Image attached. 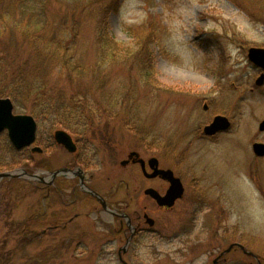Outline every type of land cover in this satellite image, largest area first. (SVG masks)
Listing matches in <instances>:
<instances>
[{"label":"rangeland","instance_id":"rangeland-1","mask_svg":"<svg viewBox=\"0 0 264 264\" xmlns=\"http://www.w3.org/2000/svg\"><path fill=\"white\" fill-rule=\"evenodd\" d=\"M5 5L13 13H8L13 21L33 15L47 20L48 34L63 36L68 31L64 26L75 22L92 44L99 31L97 12L81 15L75 0H33L25 11L18 0H0V9ZM261 11V4L239 6L234 0H121L119 12L106 18L118 42L132 43L131 27L149 21L160 27L152 46L157 83L151 89L134 80L138 74L130 65L107 67L108 72L102 75L112 76L110 88L115 98L111 101L99 93L89 97L98 108H107L111 101L109 109L102 115L91 112L69 127L62 112L34 110V96H21L18 103L13 100L15 114L38 120L35 146L43 152L25 150L18 167L2 166L7 165L5 160L0 172L26 170L46 177L54 162H70L73 156L54 144L57 130L69 132L78 142L76 154L84 158L80 162L87 170V181L101 194L110 193L121 177L142 176L139 169L120 165L131 151L143 158L159 157L188 188L194 177L199 178L212 205L191 219L180 210L186 206L187 196L174 212L156 213L155 229L161 232L149 235L143 247L137 248L130 258L133 264H213L234 242L244 245L264 264V158H257L253 151L255 143H264V131H260L264 85L256 86L259 72L248 59L251 48H264ZM7 32L0 41V66L14 65L17 70L18 64L27 60L31 44L15 28ZM85 56L92 61V51ZM54 67L46 77L47 84L61 88V99H68L72 86L61 69ZM127 89L132 93L123 111L121 92ZM218 115L229 117L231 128L213 138L204 136V127ZM135 128L139 132L134 133ZM157 141L165 144V154L157 148ZM1 143L4 146L5 140ZM2 155L9 157L5 151ZM75 181L65 186L68 193ZM46 195L38 182L0 180V264H121L112 254V246L105 244L113 219L97 209L95 200L80 195L83 206L67 209L58 198L53 205L47 202ZM219 209H225L226 214L220 223ZM75 214L79 218L67 229L51 230L55 221L64 225ZM227 259L228 264H257L239 249L230 251Z\"/></svg>","mask_w":264,"mask_h":264},{"label":"trees","instance_id":"trees-1","mask_svg":"<svg viewBox=\"0 0 264 264\" xmlns=\"http://www.w3.org/2000/svg\"><path fill=\"white\" fill-rule=\"evenodd\" d=\"M32 1L18 0L23 11L28 7L26 4ZM234 1L239 6L261 4L262 10H264V0ZM75 5L76 8H79L78 5H80L78 10H81V15H86L92 10H95L99 15L97 16V24L100 27L92 44L83 37L82 28L75 22V25L73 24L71 27L65 25L64 27L68 31L65 35L59 36L58 33L48 34L46 32L49 25L47 20L40 21L33 15L31 17L26 16L27 18L19 21H13L8 17L9 12V16L13 13L9 11L6 5L0 9L2 12L0 13V41L2 37L7 36L8 29L13 27L31 44L28 49L27 60L18 64L17 70H15L14 65L0 66V85H3L5 81L16 84L15 87H11L10 83L4 84L3 89L0 90V97L11 98L17 102L21 96L27 98L34 96L36 100L33 105L34 110L37 111L41 108L43 113L60 114L62 112L66 115L67 127L79 121V118H85L91 112L101 115L107 112L109 104L116 95L115 91L110 88L112 76L110 77L109 74L102 75L107 67L130 65L131 71L136 70L138 74V77H133L134 80L146 84V87L151 89L157 83L152 46L159 32L160 27L158 25L149 21V23H144L139 27H131L129 34L132 37V43L127 45L113 38L106 24V18L110 13L119 12L121 0H90L88 2L87 0H75ZM261 14L264 12L261 11ZM91 51L93 59L89 61L91 58L88 59L85 53L89 54ZM54 66L61 69V73L65 74L66 82L72 86L71 96L68 99H61V88H54V86L47 84L46 77L50 74L51 69L55 68ZM130 81L132 82V80ZM38 85L40 87H37ZM74 85H78V87L73 88ZM127 85L129 82L125 85L126 88H128ZM98 93L105 95L104 97L109 100L111 99L107 102V108H98L97 103L89 97ZM121 93L124 95L122 99L124 101L120 107L124 104L121 109L124 111L128 104L126 100L132 92L127 89ZM54 102L58 106L57 110L54 107ZM58 104H61L62 107Z\"/></svg>","mask_w":264,"mask_h":264},{"label":"flooded vegetation","instance_id":"flooded-vegetation-1","mask_svg":"<svg viewBox=\"0 0 264 264\" xmlns=\"http://www.w3.org/2000/svg\"><path fill=\"white\" fill-rule=\"evenodd\" d=\"M259 72L258 80H256V86L264 85V79L262 84L258 85L259 78L264 76V71L261 68H257ZM209 105L206 104L204 106V110H208ZM215 118V117H214ZM229 118V117H227ZM230 119V118H229ZM231 120V119H230ZM213 121V120H212ZM211 121V122H212ZM134 133L139 132L140 129L135 128ZM225 132H219L214 136H206V137H215L219 134ZM55 134V133H54ZM5 140L4 146L2 145V140ZM55 141L54 144L60 147L63 152L72 155V159L69 160L70 162L64 161L60 162V164L54 165L51 164L49 171L47 172V178L44 182L40 180L39 183L44 186L47 190L46 200L53 205V201L55 198L61 200L65 208H78L82 207L84 203L83 196H88V199H93L98 204V210L104 211L106 214L110 215L113 219L112 228H111V236L108 242L105 244L112 246V254L118 258V261L121 264H133L131 257H134V253L137 251V248L143 247L144 241L149 237V235L155 236L157 233L161 231H156L155 226L158 224V217L157 215L154 216L156 213L161 212L163 215L164 213L174 212L178 206L185 200L188 196V200L186 206L183 207L185 209H180L186 212L184 215H190V218H193V215L196 217L198 213H201L203 209L207 206L212 205V201L204 194L203 189H201V182L200 179L194 177L192 179L191 186H186L184 180L175 174L173 169L165 168L162 164V161L159 157L151 156L148 158H143L141 154L137 151H131L127 159L121 161L120 165L122 168L127 167H135L139 169L142 173V176L139 177H121L120 180L115 181V185H111L113 190L110 193H103L97 192L91 184L87 181V170L84 163L80 162V159L83 160L84 158L78 154V142L74 140L76 144V151L74 153L69 152L63 145H60L55 140V135L53 136ZM145 139V138H144ZM143 140V138H142ZM37 141V139H36ZM53 141V142H54ZM155 141V140H154ZM36 144V142H35ZM35 144L25 147L23 149H18L13 142L11 141L7 130L0 133V164H4L5 160L8 162L7 165L2 166H19L20 165V158L21 153L23 151H30L33 152V148ZM164 145V147H162ZM3 146V147H2ZM152 147H155V143ZM157 148L160 150L161 153L165 154V144L159 143L157 141ZM2 151H5L9 157L5 159L4 155H2ZM133 152L138 153L137 155L131 156ZM42 153V152H41ZM40 153V154H41ZM77 153V154H76ZM2 155V157H1ZM157 158L158 159V168L159 169H170L174 172L175 176L180 178L183 186H184V193L183 196L175 201V204L172 207H167L160 205L159 202L155 199L154 194L159 195L161 197H165L171 188L172 184L161 177L160 175L155 177H150L154 173V169L150 165V159ZM257 158H264V157H257ZM143 160V163L142 161ZM52 163V162H51ZM74 165V166H71ZM156 166V167H157ZM6 171H13V170H6ZM63 171V173L55 175L57 172ZM148 174V175H147ZM74 179L76 180L73 183V187L70 193L68 190L65 189V186H69L71 181L73 182ZM61 183L63 185H61ZM189 189L191 191L189 192ZM154 191L151 193V191ZM154 193V194H153ZM70 194V195H69ZM70 197V199H69ZM83 201V202H82ZM154 206V207H151ZM96 209V208H95ZM192 210V212L190 211ZM187 215V216H188ZM226 217L225 209H219V214L217 217V221L223 222L224 218ZM77 218H79V214H75L74 217L68 220L67 223L64 225H60L59 223L54 222L51 226V230L53 231H61L68 228ZM101 219V216L98 217ZM209 218V217H208ZM195 221V220H194ZM236 244H241L238 242H234L231 245H234L233 249H239ZM230 245V246H231ZM231 250V251H232ZM240 250V249H239ZM224 251L219 253L214 259L213 264H228L227 254H224ZM253 257V256H251ZM254 258V257H253ZM261 262V260H260Z\"/></svg>","mask_w":264,"mask_h":264},{"label":"water","instance_id":"water-1","mask_svg":"<svg viewBox=\"0 0 264 264\" xmlns=\"http://www.w3.org/2000/svg\"><path fill=\"white\" fill-rule=\"evenodd\" d=\"M248 58L250 62L264 70V48H251L248 52ZM263 79L264 76H261L258 81V85L262 84ZM13 110L14 104L12 100L10 98L0 97V133L7 130L8 135L13 144L18 149H23L24 147L31 146L35 142L37 133V122L35 118L30 115H14ZM231 126V121L226 116H216L211 124L205 126L204 134L207 136H214L219 132L228 131ZM260 131H264V121L260 124ZM55 140L58 144L63 145L71 153H74L77 149L72 136L65 130H57L55 132ZM33 151L42 152V149L36 147L33 149ZM253 151L256 156L264 157V144L255 143L253 145ZM133 155L138 156V153L133 152L131 156ZM141 161L143 163V160ZM149 162L151 167L154 169V173L151 175L147 174L148 176L155 177L160 175L172 184L165 197H161L153 193L155 199L159 202L160 205L172 207L175 204V201L183 196L185 190L180 178L176 177L174 172L170 169H159L157 166V158H151ZM60 173H63V171H59L55 175ZM23 177L29 179L40 178L39 175H30L25 170L0 173V179ZM41 180L44 181V179ZM152 192L154 191H151V193ZM236 245L240 249L245 251L246 254L254 256L257 260V263L261 264L260 260H258L252 252H248L243 245ZM233 246L234 245H231L223 254L230 252Z\"/></svg>","mask_w":264,"mask_h":264}]
</instances>
